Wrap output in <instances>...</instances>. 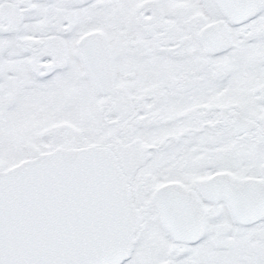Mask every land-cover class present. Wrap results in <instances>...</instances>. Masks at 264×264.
Returning a JSON list of instances; mask_svg holds the SVG:
<instances>
[{"label":"snow or ice","instance_id":"snow-or-ice-1","mask_svg":"<svg viewBox=\"0 0 264 264\" xmlns=\"http://www.w3.org/2000/svg\"><path fill=\"white\" fill-rule=\"evenodd\" d=\"M0 264H264V0H0Z\"/></svg>","mask_w":264,"mask_h":264}]
</instances>
